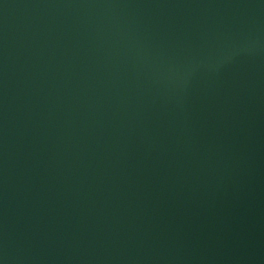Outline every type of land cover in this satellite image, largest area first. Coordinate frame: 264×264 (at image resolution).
I'll return each mask as SVG.
<instances>
[{"label":"water","instance_id":"1","mask_svg":"<svg viewBox=\"0 0 264 264\" xmlns=\"http://www.w3.org/2000/svg\"><path fill=\"white\" fill-rule=\"evenodd\" d=\"M0 264H264V0H0Z\"/></svg>","mask_w":264,"mask_h":264}]
</instances>
